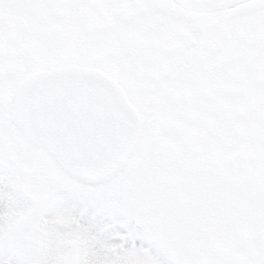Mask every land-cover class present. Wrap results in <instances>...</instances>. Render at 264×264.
<instances>
[{
    "label": "snow or ice",
    "instance_id": "obj_1",
    "mask_svg": "<svg viewBox=\"0 0 264 264\" xmlns=\"http://www.w3.org/2000/svg\"><path fill=\"white\" fill-rule=\"evenodd\" d=\"M0 264H264V0H0Z\"/></svg>",
    "mask_w": 264,
    "mask_h": 264
}]
</instances>
